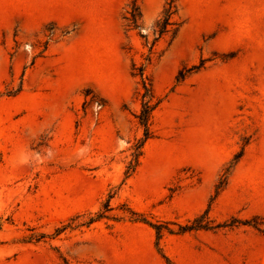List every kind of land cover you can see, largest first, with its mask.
I'll use <instances>...</instances> for the list:
<instances>
[{"label":"rangeland","instance_id":"374dc122","mask_svg":"<svg viewBox=\"0 0 264 264\" xmlns=\"http://www.w3.org/2000/svg\"><path fill=\"white\" fill-rule=\"evenodd\" d=\"M0 264H264V0H0Z\"/></svg>","mask_w":264,"mask_h":264},{"label":"trees","instance_id":"16d2710c","mask_svg":"<svg viewBox=\"0 0 264 264\" xmlns=\"http://www.w3.org/2000/svg\"><path fill=\"white\" fill-rule=\"evenodd\" d=\"M170 16L171 15L168 13V15L166 17V20H165V30H166L167 26L169 25ZM148 109H149V106H146L145 114H143V116L141 118L142 120L146 121V119H147V115L146 114H148Z\"/></svg>","mask_w":264,"mask_h":264}]
</instances>
